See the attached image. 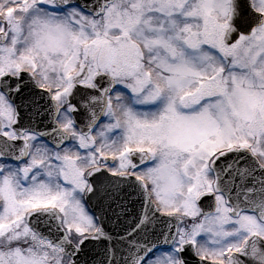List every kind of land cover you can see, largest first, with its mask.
<instances>
[{"label":"snow or ice","instance_id":"snow-or-ice-1","mask_svg":"<svg viewBox=\"0 0 264 264\" xmlns=\"http://www.w3.org/2000/svg\"><path fill=\"white\" fill-rule=\"evenodd\" d=\"M0 264H264V0H0Z\"/></svg>","mask_w":264,"mask_h":264}]
</instances>
